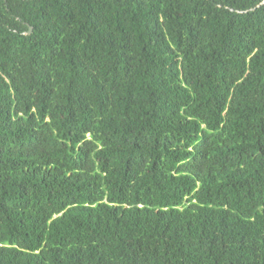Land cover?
I'll return each mask as SVG.
<instances>
[{
	"label": "trees",
	"instance_id": "trees-1",
	"mask_svg": "<svg viewBox=\"0 0 264 264\" xmlns=\"http://www.w3.org/2000/svg\"><path fill=\"white\" fill-rule=\"evenodd\" d=\"M0 264H264V0H0Z\"/></svg>",
	"mask_w": 264,
	"mask_h": 264
},
{
	"label": "water",
	"instance_id": "water-1",
	"mask_svg": "<svg viewBox=\"0 0 264 264\" xmlns=\"http://www.w3.org/2000/svg\"><path fill=\"white\" fill-rule=\"evenodd\" d=\"M29 30H31V29L29 28Z\"/></svg>",
	"mask_w": 264,
	"mask_h": 264
}]
</instances>
